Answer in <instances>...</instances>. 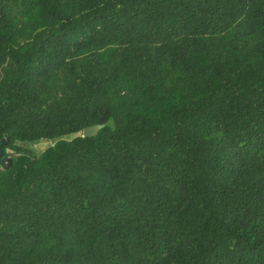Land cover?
Returning a JSON list of instances; mask_svg holds the SVG:
<instances>
[{
	"label": "trees",
	"instance_id": "trees-1",
	"mask_svg": "<svg viewBox=\"0 0 264 264\" xmlns=\"http://www.w3.org/2000/svg\"><path fill=\"white\" fill-rule=\"evenodd\" d=\"M5 137L0 264H264V0H0Z\"/></svg>",
	"mask_w": 264,
	"mask_h": 264
},
{
	"label": "water",
	"instance_id": "water-1",
	"mask_svg": "<svg viewBox=\"0 0 264 264\" xmlns=\"http://www.w3.org/2000/svg\"><path fill=\"white\" fill-rule=\"evenodd\" d=\"M101 127L102 126L86 128L83 131V136L93 135ZM77 136H78V134H73L70 136H65V137H61L58 139L50 140L52 142L51 146L55 145L60 140H73ZM7 142H8V137H5L0 144V175L12 167L14 158H18L19 156L25 155L24 153H21V152L18 153V152H15L13 150H10V149H6V151H5V147L7 145ZM4 152H5V155H4Z\"/></svg>",
	"mask_w": 264,
	"mask_h": 264
},
{
	"label": "rangeland",
	"instance_id": "rangeland-1",
	"mask_svg": "<svg viewBox=\"0 0 264 264\" xmlns=\"http://www.w3.org/2000/svg\"><path fill=\"white\" fill-rule=\"evenodd\" d=\"M52 142L50 140H41L39 142H31V143H22L20 144L22 148L31 150L36 154H39L45 151L49 146H51Z\"/></svg>",
	"mask_w": 264,
	"mask_h": 264
}]
</instances>
